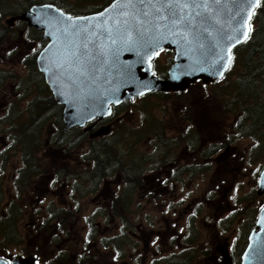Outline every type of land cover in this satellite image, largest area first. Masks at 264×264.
Masks as SVG:
<instances>
[{"label": "flooded vegetation", "instance_id": "flooded-vegetation-1", "mask_svg": "<svg viewBox=\"0 0 264 264\" xmlns=\"http://www.w3.org/2000/svg\"><path fill=\"white\" fill-rule=\"evenodd\" d=\"M17 22L20 21H16L14 24ZM7 24L9 27L14 26V24ZM253 27L252 20L251 28ZM28 28L30 27L28 26ZM24 36V32L22 36H19L21 40L17 41L18 45L9 44L6 46L8 55L16 54L18 49L20 54H23V59L34 55V47L28 46L26 40L22 41ZM3 48L5 49V47ZM163 53L166 52H160V54ZM117 121L118 119L113 117L106 121L94 120L84 128H74L78 133L76 137L79 138L81 133L85 134L88 139L95 140L111 136ZM103 125H110L109 133L92 137V134ZM87 128L90 129L87 130ZM152 133L155 134L153 127L150 134ZM199 139L202 140L204 137L200 135ZM185 143V146L174 143L171 155L168 158L163 157L155 160V165L149 174L129 177V171L123 175L121 173L114 174L112 171L113 173L109 175L111 172L109 170L97 174L93 180L94 188L89 194L95 196V201L98 204L95 211L99 216L104 217V222L87 221L82 235H80V230L83 227L80 225L82 218H79L81 208L76 187L70 186L72 183H68L69 181L67 178L66 180L63 178L65 176L61 175V172L48 176L43 182L32 184L31 180L37 178L33 176H40L29 170L23 174L22 160H19L21 169L12 175L10 199L1 212L4 217L9 211L16 214V224H18L20 215L25 219V234L27 236L26 239H23L27 240L26 245L32 238L37 237L39 242L44 240L46 244L53 245L56 249L51 258L45 262H39V257L32 256L36 260L35 264H67L65 262L81 264L80 260L83 258L88 259L86 264L90 262L100 264L103 255L107 258L105 264H111L109 255L118 260L125 259L123 264H154L158 260L157 256L161 253L164 255L161 264H167L166 262L168 264H241L243 253L248 245L249 234L254 229L260 209L264 205V195L258 194L257 184V187L255 186L253 189L255 196L252 201L256 200V196L258 199L260 197L259 206L253 208L252 213H245L241 211L243 205L240 200L237 198L231 200V197H227L229 189H225L224 185H220V190L213 195H206L203 191L202 194L200 191L194 192L190 188L189 190L183 189L181 192L184 183L192 182V168H198L199 173L203 172V166L197 165L202 163L199 157H195L194 163H191L190 160L185 161L183 157V151L187 154L192 145H198V142L193 143L189 133H186ZM221 147L223 150L220 149L215 158L207 157L206 160L215 161L217 164H221L223 159L227 162L232 161L233 165L242 162L245 163V166H248V163L252 164L250 154H234L233 146L230 144L223 143ZM218 148L220 147L217 146L215 151ZM64 149L65 146L52 150L60 153ZM205 151L199 153L198 156H207ZM112 161V159L109 160V162ZM117 164H121V169L127 165L125 161L121 163V160H116L115 165ZM73 165L72 167L75 169L77 166L74 163ZM89 166L93 172L95 161H90ZM209 170L205 169L204 172ZM257 173L256 168L253 172L255 177ZM104 174L108 176L114 174L115 180H112V177L103 179V186L100 189L99 183ZM202 175L204 174L202 173ZM21 178L26 180V185L23 187L18 184ZM141 180L143 182L140 183ZM116 181L120 182L118 188ZM130 183H133V187ZM179 183L181 186L177 188L175 184ZM171 184L173 185L171 186ZM135 186H137L136 189ZM136 192L138 193L137 197L142 200L132 208L133 202L136 203L134 200ZM48 195L54 196L56 203L51 201L52 205H48ZM116 206L121 209V214L115 218L116 224H119L117 235H106L108 231L99 233L100 227L106 231L107 226L114 221L112 219L113 209ZM140 207L144 210L142 221L136 226H130L128 213L132 214L134 211L136 214ZM248 217L249 221L253 222L252 226H247L248 223H245ZM10 224L12 225V223ZM16 224L14 225L16 226ZM35 232L38 233V236H34ZM30 235L32 237L28 240ZM44 237L46 238L44 239ZM50 237H55V239L52 241ZM74 252L78 255L72 254ZM12 258L11 255H4L0 257V260L10 264ZM115 261L117 262V260Z\"/></svg>", "mask_w": 264, "mask_h": 264}, {"label": "water", "instance_id": "water-1", "mask_svg": "<svg viewBox=\"0 0 264 264\" xmlns=\"http://www.w3.org/2000/svg\"><path fill=\"white\" fill-rule=\"evenodd\" d=\"M260 1L196 0L201 6L192 7V0H180L189 6L180 10L182 21L175 22L158 18L166 13L156 14L138 0H114L86 16H72L45 3L31 6L8 23L26 22L48 41L36 64L56 103L63 107V130L68 132L109 118L113 107L135 98L185 92L197 82L221 81L233 51L249 38ZM142 11L149 15L143 16ZM162 50L174 52L166 79L153 70ZM109 131V126H103L92 137ZM258 194L264 195V168ZM0 264L9 263L0 260ZM10 264H35V259L16 257ZM241 264H264V206Z\"/></svg>", "mask_w": 264, "mask_h": 264}, {"label": "rangeland", "instance_id": "rangeland-1", "mask_svg": "<svg viewBox=\"0 0 264 264\" xmlns=\"http://www.w3.org/2000/svg\"><path fill=\"white\" fill-rule=\"evenodd\" d=\"M48 1L50 0H34L33 2L35 5H40L42 3H49ZM29 5L30 4H28L27 0H0V31L5 32L7 28H11L13 31L10 36L6 38L7 43L3 45L5 49L3 48V51H0V61L2 62L0 68L3 67L7 70V72H9V75L12 74L13 76H15V78H17V81L9 79L3 84L0 83V109L6 108L12 101H17V108L19 110L24 109L26 106H29V102L32 101V97L36 96L35 93H32L34 89H31L30 87L28 89L20 87V92L16 93L15 90L17 89L18 85H15L22 83L26 84L27 82L25 78L27 76V69L25 68V64L22 60L23 54L21 53V55L19 52H17L16 54L8 55L6 47L9 44L18 45L19 43L17 41L21 40V37L19 36H22L24 32L25 36L22 41L26 40L28 46L32 45L31 47H34L33 53L40 52L42 46L37 42L39 41V37L42 38V33L40 31L36 30L35 28H28V24L22 21L17 22L13 27H9V25L7 24L8 21L14 16L11 15L12 13H16V15L18 13V15H20L19 13L25 12ZM32 29H34L37 34H33L34 38H29V32H34L32 31ZM33 39H37V41ZM171 58L172 56L169 53L160 54V56L157 58L156 63V66L160 72H165L164 70L166 69L167 64ZM36 80L41 81L40 78H37ZM30 91L31 94H26V92L30 93ZM19 96V99H21V101H18L16 99ZM194 101L200 104L206 102L203 96L197 95V97H195L194 93L192 92L191 94L179 100L173 99L172 101H170V103L161 102L157 98H151L146 101H142L141 99H139L136 100L135 104L132 106L120 107L119 110L121 112H119L116 116V119H118V121L115 123V129L112 135L103 137L102 139L98 140L102 141L105 139L108 140L110 145L113 144L115 150L110 151V153L103 154L106 157L107 155H110L113 160L112 162H109L106 158L104 159V162H102L104 165H106L105 168H98L96 164L98 160L90 158L92 153L90 146L91 143L84 138H81L79 142V138L76 137V132L75 136H72L70 140H75L77 143H75L73 147L69 148V153L66 154L64 151H62L60 153L62 158H54L56 160L52 161L47 160L46 157L41 162V164L43 163V166L41 167L43 175H39L40 177L33 176L37 178H33L31 180L32 184H35L36 182L38 183L40 181L43 182V180H45L48 176L54 175L55 172H61V175L65 176L63 178H65V180L67 178V180L69 181L68 183H72V185L70 186L76 187L78 194L77 197L80 205L79 207L81 208V214L79 218H82V220L80 221V225H83L80 230V235H82L85 228L84 226H86L85 223L87 221H94L96 223L104 222V217L99 216L95 211L98 205L95 201V196L93 194L90 195L91 191L94 188L93 180L97 174H99L101 171L106 172L108 170L111 171L109 175L113 173L112 171H114V174L121 173L122 175L125 174L126 171H129V177L149 174L152 172L151 168H153V166L155 165V160L163 157L168 158V156L171 155V150L173 149L174 143L185 146V134L189 133L191 141L193 143L198 142V145L193 144L187 154H185V151H183V157L185 158V161L190 160L191 163H194L196 161V158L199 157L202 163H199L197 165L203 166V172L199 173L200 171L198 170V168H192V182L184 183V188L181 189V192L183 189L189 190L190 188L194 192L200 191V193L202 194L203 191L204 193H206V195H213L220 190V185H224L225 189H229L227 197H231V200L237 198L243 205L241 211L245 213H252L253 208L259 206V200L261 199L260 197L258 199V197L256 196V200L252 201L255 196L253 194V189L255 188V186L257 187L259 180V166L261 167L264 163V155H262L263 151H258V148L254 145L252 138H248L247 136H245L247 135V132H243L242 134L244 135L238 136L240 133L237 134L238 132L235 131V126L238 123V119H234L233 115L221 116L220 122L212 126L208 124V119L204 116V114L201 116V118L199 117V121L192 122L189 119L192 116V112L190 111V104H192ZM207 105L208 107H210L214 104L211 101V103H208ZM217 105H220V103ZM220 109L222 110L223 108ZM5 116L6 112L0 111V155H6L4 168H2L4 161L0 160V186L2 190L0 195V220L9 217V215L4 217L1 211L5 208V204L10 199V192L13 183L12 175L15 171L21 169L19 160H22L21 150H17V148L12 150L6 147L7 145H4V143L15 145L17 144L15 140H17V138L19 139V134L17 132L11 131L10 125L5 120ZM204 122L206 125L205 127L201 128L200 125H203ZM197 123L200 125H198ZM152 127L153 130H155V134H150ZM29 129L30 128H27L26 131H28ZM52 130L46 132L42 136V138H44V140H49L52 136ZM28 132H30V130ZM230 133L237 134L233 139L234 144H230V146H233V153L241 155L250 154V159L253 161L252 164L248 163V166H245V163L242 162L240 164L233 165L232 161L227 162V160L225 159L221 161V164H217L215 161L206 160L207 157L215 158V155L220 152V149L223 150V147H221V145L223 144L222 136ZM200 134L204 137V139H199ZM229 140L230 139H228V141ZM217 146H219L220 148L215 151ZM18 147L20 148V146ZM47 150L49 153L50 150L52 151L51 148H47ZM118 150L120 152V155L123 156L121 157V163L124 161L127 163V165L123 169H121V164L115 165L116 160L113 159L118 156ZM190 151L194 152L191 153ZM203 151L207 153V156H198V154ZM52 153H56L55 150L52 151ZM90 161H95L93 172L91 171V167L89 166ZM73 163L78 168L76 167L75 169H73ZM256 168L258 173L255 177L253 172ZM205 169L210 170L204 172ZM202 173L204 175H202ZM74 176L75 178H73ZM113 176H108L106 174L102 175V177L100 176L101 181L99 183V188L101 189V187L103 186V179H110L112 177V180H115V177ZM75 180L77 181L76 183L74 182ZM141 182H143V180H141L140 183ZM119 184L120 182L116 181L117 188ZM130 184L133 187V183ZM172 185L173 184H171V186ZM175 185L177 186V188L178 186H181L180 183L178 185ZM137 186H135V189L137 188ZM132 190H134V188H132ZM137 194V192L134 194V200L136 203L133 202L134 205H132V208H134L135 204L137 205V203L142 200L137 197ZM48 201V205H52L53 201H55L56 203V198L52 195H48ZM113 212L114 213L112 219L114 221L111 223V225L107 226L108 229H106V231H104L103 227H100L99 233H106L108 231L106 235H117L119 224H116L115 218L116 216L121 214L120 207L116 206L113 209ZM143 212L144 210L142 209V207H140L136 214L134 211L132 212V214L128 213L130 226H136L142 221L144 215ZM246 222L248 223L247 226H252L253 222L249 221V217L246 219L245 223ZM17 223L18 224H16L15 222V224L17 225L16 228H18L22 236L26 239L25 219L21 216L20 218H18ZM26 242L27 240L23 239V244L19 243L18 246H11L6 250H1L0 257L4 255H11L13 257H32L33 255H30V252H41V255L39 256V262H45L46 260L51 258L56 250L54 249L53 245L46 244L44 240L42 242H39L37 237L32 238L28 242V245H26ZM72 254L78 255L76 252ZM157 258L158 260L154 264H161L164 255L161 253L159 256H157ZM106 259L107 258L103 255L101 257L100 264H105ZM109 259L111 264H123V262L125 261V259L118 260L114 256L111 257L110 255ZM115 260H117V262ZM65 263L68 264V262ZM148 263L150 262L148 261ZM166 263L168 264V262ZM87 264L96 263L90 262Z\"/></svg>", "mask_w": 264, "mask_h": 264}, {"label": "trees", "instance_id": "trees-1", "mask_svg": "<svg viewBox=\"0 0 264 264\" xmlns=\"http://www.w3.org/2000/svg\"><path fill=\"white\" fill-rule=\"evenodd\" d=\"M33 1L34 0H27L28 4H30L29 7L35 5ZM113 1L114 0H50L48 2L72 16H86L102 11ZM29 7L27 9H29ZM11 15L18 16V13L17 15L16 13H12ZM253 24L254 27L252 28L247 41L234 50L231 67L222 81L209 85L197 82L184 93H152L140 99L146 101L151 98H157L161 102L170 103L173 99L179 100L192 92L195 97H197V95L203 96L206 102L200 104L194 101L190 104L192 116L189 119L192 122L199 121V117L201 118L204 114L208 119V124L212 126L220 122L221 116L233 115L234 119H238V123L235 126V131L238 132L237 134L240 133L238 136H242L244 135L242 134L243 132H247V135L245 136L252 138L258 151H263L262 155H264V0H262L260 7L254 15ZM32 31L34 32H29L28 34L29 38H34L33 34H37L34 29H32ZM12 32L11 28H7L5 32L0 31V51L3 50V45L7 43L6 38L10 36ZM33 40L37 41V39ZM37 42L42 48L47 43L41 37H39V41ZM17 52L19 51L17 50L16 53ZM37 55L38 52H35L34 55H29L27 56L28 58L23 59L24 66L27 69V76L25 77L27 82L26 84L22 83L15 85H18L15 90L16 93L20 92V87H23L24 89L30 87L31 89H34L32 93H35L36 96L32 97L29 106H26L24 109L19 110L17 108V101H12L6 108L0 109V111L6 112L5 120L10 125L11 131L19 134V139L17 138V140H15L17 144L11 145L10 143H4V145H7L6 147L12 150L15 148L21 150L22 164L24 165L22 170L23 174H25L26 170H31L33 174L41 175L43 173L41 171L43 163L41 164V162L46 157L49 161L56 160L58 157L60 159L62 158L60 155L62 151L56 154L52 153L53 150H50L49 153L47 148L60 149L65 146L63 151L68 153L69 148L73 147L76 142L75 140H70L72 136H75L76 129L64 132L63 107L56 103L48 85L46 84L44 75L38 71L36 64ZM171 56L173 57V54H171ZM156 60L154 62L156 75L165 79L168 69L173 64V59L171 58L168 62L167 67L164 70L165 72H160L158 70ZM1 64L2 62L0 61V65ZM37 78H40L41 81H37ZM9 79L17 81L15 76L12 74L9 75V72L1 67L0 83L3 84ZM26 94H31V91L30 93L26 92ZM19 98L20 96L16 99L21 101ZM135 101L126 102L119 107H113L114 113L112 117L116 119L117 114L121 112L119 110L120 107L132 106L135 104ZM211 101L214 105L208 107L207 104L211 103ZM219 103L220 105H217ZM220 108L223 109L221 110ZM205 125L204 122L200 127L203 128ZM27 128H30V132H28L29 130L26 131ZM50 130L53 131L51 132L52 136L49 140H44L42 136ZM237 134L230 133L223 135V143L228 145L233 143V139ZM81 138H84L91 143L90 146L92 153L90 158L98 160L96 163L98 168H105V165L102 162H104V159L106 158L109 161L112 157L110 155H107L106 157L103 154L115 150L113 144L110 145L108 140L105 139L102 141L88 139L85 134L82 133L79 136V142ZM228 139L230 140L228 141ZM18 146H20V148ZM5 157L6 155H0V160L4 161V164L2 163V168L5 167ZM121 157L122 156L118 150V156L113 159L121 160ZM262 168V166L259 167V172ZM56 173L58 174V172H55V174ZM18 182L22 187L26 185L25 178L19 179ZM1 192L2 190L0 186V195ZM7 215H9L8 218L0 220V251L6 250L11 246H18L19 243L22 244V239L24 238L18 228H16L17 225H14L17 221L16 214L9 211ZM19 217H21V215ZM10 223H12V225ZM35 233L36 235L34 236H38V233ZM31 237L32 235H30L28 240ZM45 238L46 237H44V239ZM50 238L52 241L55 239V237ZM29 254L39 257L41 252H30ZM87 260L83 258L80 262L81 264H86Z\"/></svg>", "mask_w": 264, "mask_h": 264}, {"label": "snow or ice", "instance_id": "snow-or-ice-1", "mask_svg": "<svg viewBox=\"0 0 264 264\" xmlns=\"http://www.w3.org/2000/svg\"><path fill=\"white\" fill-rule=\"evenodd\" d=\"M131 2L132 0H129V3ZM138 2L146 8H151L156 14H159L161 11L165 12V16H159L158 18L172 20L173 22L178 20L182 21L183 17L180 15V10L189 6L187 3L181 4L180 0H138ZM191 6L200 7L201 5L197 4L196 0H192ZM142 15L147 17L149 13L142 11ZM244 38L246 39L247 35ZM221 59H224V57H221Z\"/></svg>", "mask_w": 264, "mask_h": 264}]
</instances>
